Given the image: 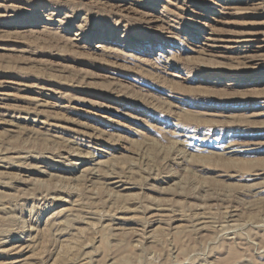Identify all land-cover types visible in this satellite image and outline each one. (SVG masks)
I'll return each mask as SVG.
<instances>
[{"label": "rangeland", "instance_id": "obj_1", "mask_svg": "<svg viewBox=\"0 0 264 264\" xmlns=\"http://www.w3.org/2000/svg\"><path fill=\"white\" fill-rule=\"evenodd\" d=\"M0 264H264V0H0Z\"/></svg>", "mask_w": 264, "mask_h": 264}, {"label": "bare ground", "instance_id": "obj_2", "mask_svg": "<svg viewBox=\"0 0 264 264\" xmlns=\"http://www.w3.org/2000/svg\"><path fill=\"white\" fill-rule=\"evenodd\" d=\"M240 38V37H239ZM108 184V183H107Z\"/></svg>", "mask_w": 264, "mask_h": 264}]
</instances>
